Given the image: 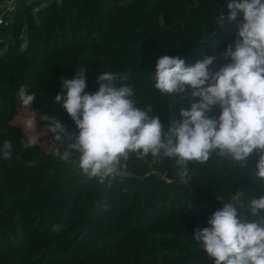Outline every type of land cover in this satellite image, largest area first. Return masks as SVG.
I'll list each match as a JSON object with an SVG mask.
<instances>
[{
    "label": "trees",
    "instance_id": "1",
    "mask_svg": "<svg viewBox=\"0 0 264 264\" xmlns=\"http://www.w3.org/2000/svg\"><path fill=\"white\" fill-rule=\"evenodd\" d=\"M21 1L34 5L32 10L22 17L16 15V8L11 24L7 22L3 30L7 38L0 36V264H43L46 258V264H214L193 239L195 230L209 227L213 212L223 207L210 194L212 190L229 202L240 193L249 219H259L248 207L252 198L264 194V181L255 175L257 152L250 155L247 167L215 153L204 163L189 162L187 184L180 182L174 160L151 154L141 159L134 153L126 161L124 175L102 181L89 176L80 181L64 180L66 174L60 166L67 164L45 156L38 145L24 148L21 141L27 137L9 124V113H13L10 103L17 106V92L26 85L28 92L36 96L34 110L40 115L57 116L68 133L78 135L74 121L54 103V98L62 91L63 79L74 78L76 71L86 67L88 93L98 91L95 81L102 72L128 73V80L118 81L117 86L132 87L136 107L145 110L150 106V115L158 116L167 132L180 109H190L199 98L186 99L155 89V57L177 56L190 66L214 56L212 72L230 63V58L223 56L236 39V21L228 18L230 0H153L152 4L123 5L111 16L108 39L85 49L82 46L88 33L74 31L77 24L91 27L90 22L82 24L81 4L87 1L84 6L97 17L106 0ZM95 2L100 4L98 9L93 8ZM219 15L223 16L222 22L216 21ZM120 17H132L137 27L126 30L124 36L119 30L116 38ZM237 19L242 20V14ZM44 48L54 55L39 63L35 56ZM21 64L28 65V69ZM39 65L41 69L36 70ZM63 91L66 93V89ZM220 111L216 104L207 115L218 117ZM6 140L13 145L11 159L2 155ZM64 146L61 144V152ZM75 158L73 153L71 160ZM212 179L213 185L209 183ZM115 183L119 187L113 191ZM57 197L61 200L51 220L43 219L47 206ZM169 198L175 204L182 199L179 211L172 204L166 214ZM64 214L66 224L57 225ZM28 232L35 239L39 237L30 250L22 244H29ZM83 237L88 241L85 252L80 246L60 262L52 263L51 257L65 253ZM32 252H37L36 263L34 258L29 260Z\"/></svg>",
    "mask_w": 264,
    "mask_h": 264
},
{
    "label": "clouds",
    "instance_id": "2",
    "mask_svg": "<svg viewBox=\"0 0 264 264\" xmlns=\"http://www.w3.org/2000/svg\"><path fill=\"white\" fill-rule=\"evenodd\" d=\"M227 7L229 20L236 21L234 44L223 53L230 63L212 72L214 56L190 66L177 56L163 55L157 60L155 89L186 99L199 98L190 109H180L181 120H171L167 132L160 118L150 115V106L145 110L136 107L132 87L117 86L118 81L128 80V73L102 72L95 81L98 91L93 93L85 91L86 67L76 71L74 78L63 79L54 103L66 110L78 135L68 133L57 116H39L53 138L65 145L61 158L67 161L78 153L83 174L103 180L124 175L130 154L141 159L151 154L174 160L180 182L187 184L189 162L204 163L215 153L247 167L255 151V175L264 181V0H230ZM238 14L242 20L237 19ZM222 20V15L216 17V21ZM17 97L23 109H31L23 127L34 130L38 115L32 108L35 94L23 85ZM216 104L221 108L219 116L209 117L207 113ZM21 143L31 148L38 136L29 135ZM12 153V143L4 141L3 157L11 159ZM229 200L232 202L213 212L209 227L195 230L193 239L214 264H264V194L249 201L251 214L259 218L250 222L239 216V203Z\"/></svg>",
    "mask_w": 264,
    "mask_h": 264
},
{
    "label": "rangeland",
    "instance_id": "3",
    "mask_svg": "<svg viewBox=\"0 0 264 264\" xmlns=\"http://www.w3.org/2000/svg\"><path fill=\"white\" fill-rule=\"evenodd\" d=\"M10 1L11 0H0V36L1 37L4 36L5 38H7V35L4 33L3 30H4L5 26H6V22L11 24L16 8H17L16 15H20V16L23 17L25 15L27 16V14L32 10V8L34 6V5L27 6V4L25 5L24 2L21 1V0H14V2H10ZM147 1H149V4L153 3V0H106L105 3H104V6L101 7V9H100V14L97 17L95 16L96 18L94 17V12L92 10H90V9H87L84 6L87 3V1H84V3L81 4V10H82V14H83L82 17H81L82 22H83L82 24L83 25H87L88 22H90L91 23V25H90L91 27L90 28H88L87 26L86 27H84V26L81 27L80 24L79 25L77 24L76 27H75V30H74L77 33H79V31L80 32H84L85 34L88 33L87 38H86V40L84 42V45L82 46V49H85L86 46H89V45L96 46L98 43L102 42V40H107L108 39V34H109L108 33V29L111 26V19H112L111 16H113L115 13H117V9H119L123 5H131L134 2H139V3L143 2V4H144V2H147ZM98 2L101 3L102 0H98ZM155 5H157V4L154 3V6ZM99 7H100V4H97V2H95L93 8H95V9L97 8L98 9ZM126 7H128V6H126ZM11 8H12V11L9 12V9H11ZM2 9H6V11H4L2 13ZM8 12H9V14H8V17H7V20H6L5 17L7 16ZM93 18H95L94 22L92 20ZM160 19L162 20V18H160ZM118 22H119L120 25L118 26V31L116 33V38L119 36V34H118L119 30L122 31L121 36H124V33H125L126 30H130L132 27H137V23H136L135 19H132V17H127V19H123L122 17H120V21H118ZM99 23H102L101 24L102 27H99ZM17 26H19V25H17ZM0 51H2L1 46H0ZM89 52H92L93 54H96L93 51H89ZM53 55H54V53L51 51V49L44 48V49L38 51V53L35 56V60H37V62H39V63L40 62H45L48 59L52 58ZM155 60H158V57H155ZM40 65L38 67L36 66V70H40L41 69ZM22 67H23L24 70L28 69V65H24L23 64ZM7 96L9 97V95H7ZM179 96L182 97V95H179ZM10 106H12L13 113H9V114H11L10 115L11 117L9 118V124L11 126L17 128L19 131H21V133H23L26 137H28L29 135H37L38 136V143L36 145H38L43 150L45 156H49L50 155L56 161L64 162V163L67 164V165H65L64 168H63V166H60L61 170H63L65 172V174H66V177H64V180L76 179V181H80L81 179H83L86 176L78 168V156H79L78 153H76V158L74 160H71V158H70L69 160L65 161V160H63L61 158V155L63 153V152L60 151L61 144L53 138V135L51 133L48 132L47 123L45 121H42V120L39 119L40 113L38 111H37L38 115H37L36 128L34 130L30 131V130H27V129H25L23 127L22 122L27 116H29L31 114V109H23L21 107L20 103H18L17 106H15V104H13V103H10ZM182 108L184 109V107H182ZM175 120L180 121L181 120L180 115H177ZM39 159H42V158H39ZM96 178H98V177H96ZM214 180L215 179H212V181L209 182V183L211 185H213L214 184ZM71 183L73 185V181ZM118 187H119L118 183H115V184H113V189L112 190L116 191ZM210 194L215 195L218 200L220 199L219 202L221 204L230 203L226 199V197L224 195L218 194L216 192V190L210 191ZM241 196L242 195L240 193H238L232 199H235L239 203L237 205L239 216L242 219L250 222L251 219H249V217H248V215L246 213V208L247 207H246L245 202H244V200H243V198ZM24 198H25V200L29 199L27 197H24ZM74 198H75V195H72L71 198H70V200L73 199L71 203L74 202ZM59 200H61L60 197H57L56 199H54L47 206L46 210L43 213V216H44V217H42L43 219L45 218L47 221L51 220V217L54 214V213L52 214V212L56 208L57 203H59ZM29 203L30 202L28 200L26 204H29ZM172 204H175V203H173L171 198H169L168 199V203H167V208H166V214L168 212H170L169 210H170ZM181 204H182V199L177 200V202L175 204V209L177 211L180 210ZM26 206H28V205H26ZM135 212H137V214H138V212H140V211L136 210ZM152 212L155 214V213H157V210L153 209ZM64 218H65V214L62 215L61 217H59L58 220H61V221L57 225L62 226L63 224H66V221H63ZM161 228H162V225L159 226L158 229H161ZM41 229H42V232H43V230L46 229V227L45 228H41ZM46 230L47 231L49 230L48 226H47ZM40 233L41 232H39L38 234H40ZM29 234L31 236L30 240H29V244L27 245V243H25V241H22V244H26V248H28L30 246L28 248L30 250L32 248V246L36 245L35 242L38 240L39 237H37L35 239V238H33L32 233H29ZM159 238H161V237H159ZM183 240H184V238H183ZM43 241L46 242L47 240L44 239ZM169 241L171 242L172 240L169 239ZM85 243H88V241L84 237L79 239V240H77V242L72 247H70V249L66 250L65 253H61L59 255H55L54 257H51L50 259H51L52 263L60 262L62 259L65 258V256L71 250H73V249L79 250L80 246H81L80 251H84L85 252V248H84L86 246ZM189 246L191 248H196V247H193L192 245H189ZM36 254H37V252H32L29 255V260L34 258L33 262L36 263L35 262ZM47 262H48V258H46V260L43 261V264H46Z\"/></svg>",
    "mask_w": 264,
    "mask_h": 264
},
{
    "label": "built area",
    "instance_id": "4",
    "mask_svg": "<svg viewBox=\"0 0 264 264\" xmlns=\"http://www.w3.org/2000/svg\"><path fill=\"white\" fill-rule=\"evenodd\" d=\"M10 2H14V0H11ZM12 10V8L11 9H9V12ZM3 15V14H2ZM6 24H7V22H6ZM99 178V177H98ZM99 180H101L100 178H99ZM102 181V180H101ZM244 220V219H243Z\"/></svg>",
    "mask_w": 264,
    "mask_h": 264
}]
</instances>
